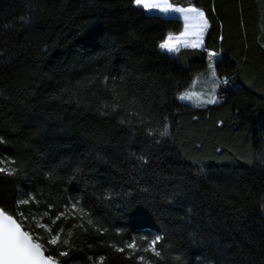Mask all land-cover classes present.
<instances>
[{"label": "trees", "instance_id": "1", "mask_svg": "<svg viewBox=\"0 0 264 264\" xmlns=\"http://www.w3.org/2000/svg\"><path fill=\"white\" fill-rule=\"evenodd\" d=\"M173 1L204 10L203 49H160L184 20L131 0H0V159L21 169L0 173V204L82 198L107 231H77L68 264H140L111 245L155 234L159 264H264V0ZM208 50L229 84L180 102Z\"/></svg>", "mask_w": 264, "mask_h": 264}, {"label": "snow or ice", "instance_id": "2", "mask_svg": "<svg viewBox=\"0 0 264 264\" xmlns=\"http://www.w3.org/2000/svg\"><path fill=\"white\" fill-rule=\"evenodd\" d=\"M137 8L147 11L149 14L161 13L166 18L168 14L180 13L183 16V30L178 34L168 32L166 37L159 42L158 47L168 52H180L182 48L203 49L205 47V33L209 27V21L203 10L195 5L187 7L173 3L172 0H131ZM24 19V18H21ZM29 22L25 20V23ZM217 53L208 50V69L212 81L211 89L207 93H191L182 91L178 93L181 100H190L197 106L216 104L219 102L217 89L221 84H229L227 77H221L213 63ZM135 103V101H133ZM122 106L119 103L112 105L113 110ZM140 116L139 112L134 113ZM128 122V118L121 121ZM143 124V120L140 121ZM163 137L170 135L168 125L164 124L160 129L147 128L146 134L153 136L157 133ZM4 137L0 136V143H5ZM139 161L147 162L148 157L140 155ZM0 173L5 176H15L21 169L18 161L12 157L0 159ZM147 191V189H145ZM43 192L29 193L26 198L17 199L13 208L0 204V264H68V259L74 249L71 243L77 231L88 232L92 226L97 232L107 230L100 227L93 218L90 207H85L82 198L67 197L63 204L43 201V212L39 215L32 212L33 207L42 205ZM112 193L106 192L100 197L106 200ZM21 206H28L29 214L21 210ZM189 211H191L189 209ZM123 229L117 228L116 232ZM165 241V236L155 234L149 239L148 236L139 238L133 236L124 246L111 245L115 251L123 253L128 259L138 261L140 264H159L165 260V252L171 247ZM92 264H104L103 255L96 259L89 257Z\"/></svg>", "mask_w": 264, "mask_h": 264}, {"label": "rangeland", "instance_id": "3", "mask_svg": "<svg viewBox=\"0 0 264 264\" xmlns=\"http://www.w3.org/2000/svg\"><path fill=\"white\" fill-rule=\"evenodd\" d=\"M172 2L173 3H176V4H179V5H181V6H184V7H187L188 5H184V4H180V3H177V2H175V1H173L172 0ZM193 5V4H192ZM196 6V5H195ZM197 8H200V7H198V6H196ZM158 14H161V13H158ZM161 15H163L164 16V14H161ZM172 16H178V17H181L182 19H183V16H182V14H180V13H171V14H168V16L167 17H172ZM182 30H183V28H182ZM181 30V31H182ZM180 32V31H179ZM179 32H173V33H176V34H178ZM163 50V49H162ZM164 51H166V52H168L167 50H164ZM169 54H172V55H175V54H177L176 52H168ZM213 63L215 64V66H216V58L214 57V59H213ZM217 71V70H216ZM206 73L205 74H202V75H200V76H197L194 80H193V82H192V84L187 88V89H185V90H183V91H188V92H191V93H207L210 89H211V84H212V81H211V79H210V70L208 69V67H207V69H206V71H205ZM218 90V89H217ZM178 100L180 101V102H184V103H188V104H192V105H195V103L193 102V101H190V100H181V99H179V97H178Z\"/></svg>", "mask_w": 264, "mask_h": 264}, {"label": "crops", "instance_id": "4", "mask_svg": "<svg viewBox=\"0 0 264 264\" xmlns=\"http://www.w3.org/2000/svg\"><path fill=\"white\" fill-rule=\"evenodd\" d=\"M201 9V8H200ZM201 10H203V9H201ZM203 12H204V10H203ZM205 13V12H204ZM206 15V14H205ZM209 21V20H208ZM218 54V56L220 55V53H217ZM220 76V75H219ZM221 77H226V76H221ZM228 78V77H227Z\"/></svg>", "mask_w": 264, "mask_h": 264}]
</instances>
